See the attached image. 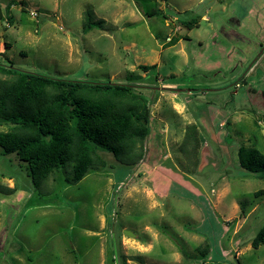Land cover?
<instances>
[{
	"label": "rangeland",
	"instance_id": "obj_1",
	"mask_svg": "<svg viewBox=\"0 0 264 264\" xmlns=\"http://www.w3.org/2000/svg\"><path fill=\"white\" fill-rule=\"evenodd\" d=\"M21 1L0 20V62L132 85L150 132L134 164L101 152L77 183L67 166L35 185L0 149V188L14 189L0 192V264H264L251 246L264 177L236 153L264 152V0ZM86 8L111 29L83 32Z\"/></svg>",
	"mask_w": 264,
	"mask_h": 264
},
{
	"label": "trees",
	"instance_id": "obj_2",
	"mask_svg": "<svg viewBox=\"0 0 264 264\" xmlns=\"http://www.w3.org/2000/svg\"><path fill=\"white\" fill-rule=\"evenodd\" d=\"M14 3L22 1L0 5V20L12 22L9 8ZM193 20L182 21V25L197 26ZM107 27L111 29V24L96 18L90 9L82 12L83 32ZM154 67L137 65L143 71ZM0 73L9 75L0 79V123L10 125L0 130V149L26 163L35 185L67 166L70 174L65 180L77 183L95 166L106 165L101 152L131 165L140 159L135 155L149 135L151 116L150 104L134 86L56 78L17 69L9 60L0 62ZM236 153L242 169L264 177V152L241 144ZM0 192L11 194L14 189L0 188ZM260 244L264 245V225L251 240L254 248ZM207 246L200 250L202 255Z\"/></svg>",
	"mask_w": 264,
	"mask_h": 264
},
{
	"label": "built area",
	"instance_id": "obj_3",
	"mask_svg": "<svg viewBox=\"0 0 264 264\" xmlns=\"http://www.w3.org/2000/svg\"><path fill=\"white\" fill-rule=\"evenodd\" d=\"M31 14H33V15H36V13L35 12H30Z\"/></svg>",
	"mask_w": 264,
	"mask_h": 264
},
{
	"label": "crops",
	"instance_id": "obj_4",
	"mask_svg": "<svg viewBox=\"0 0 264 264\" xmlns=\"http://www.w3.org/2000/svg\"><path fill=\"white\" fill-rule=\"evenodd\" d=\"M4 45H5V42H4ZM3 50V48L0 47V51Z\"/></svg>",
	"mask_w": 264,
	"mask_h": 264
}]
</instances>
